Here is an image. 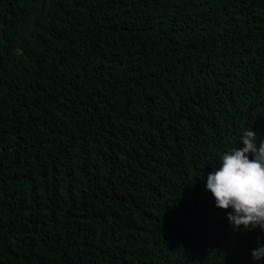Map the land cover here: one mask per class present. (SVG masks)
Segmentation results:
<instances>
[{
  "label": "trees",
  "instance_id": "16d2710c",
  "mask_svg": "<svg viewBox=\"0 0 264 264\" xmlns=\"http://www.w3.org/2000/svg\"><path fill=\"white\" fill-rule=\"evenodd\" d=\"M244 129L264 0H0V264H257L203 180Z\"/></svg>",
  "mask_w": 264,
  "mask_h": 264
},
{
  "label": "clouds",
  "instance_id": "9594fccd",
  "mask_svg": "<svg viewBox=\"0 0 264 264\" xmlns=\"http://www.w3.org/2000/svg\"><path fill=\"white\" fill-rule=\"evenodd\" d=\"M238 142L203 177L204 187L217 208L230 209L225 215L234 232L241 228L264 232V138L254 129H244ZM250 256L257 264L264 259V244L258 243Z\"/></svg>",
  "mask_w": 264,
  "mask_h": 264
}]
</instances>
